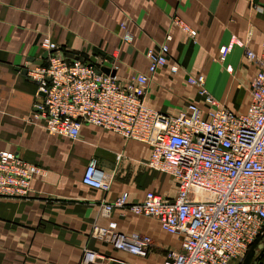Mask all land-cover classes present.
<instances>
[{
  "label": "crops",
  "instance_id": "obj_1",
  "mask_svg": "<svg viewBox=\"0 0 264 264\" xmlns=\"http://www.w3.org/2000/svg\"><path fill=\"white\" fill-rule=\"evenodd\" d=\"M175 17L195 36L173 26ZM127 32L132 44L123 42ZM168 36V64L151 78L149 106L170 116L192 103L205 108V99L187 83L203 75L220 104L236 114L247 110L259 66L246 52L263 53L264 0H0V153H14L43 172L28 197L0 198V264H80L88 249L118 261L110 264H162L168 251L181 250L175 234L129 207L115 209L109 219L100 216L101 204L124 193L130 204L149 192L176 197L175 180L147 166L151 146L90 125L78 140L48 132L43 118L33 119L40 93L27 78L29 68L46 64L47 38L74 60L112 59L121 80L150 76L146 54L158 52ZM175 65L177 74L171 72ZM92 160L111 179L109 193L83 183ZM95 224L150 237L149 255L117 251L92 238Z\"/></svg>",
  "mask_w": 264,
  "mask_h": 264
},
{
  "label": "built area",
  "instance_id": "obj_2",
  "mask_svg": "<svg viewBox=\"0 0 264 264\" xmlns=\"http://www.w3.org/2000/svg\"><path fill=\"white\" fill-rule=\"evenodd\" d=\"M172 23L195 36L181 18L175 17ZM122 28L126 29V22ZM170 40L168 36L158 52L146 54L150 76L139 74L124 81L117 74L101 72L108 60H74L45 39L46 64L27 71L40 93L33 119L43 118L48 132L71 140H78L82 128L90 125L151 146L147 166L175 180L176 197L149 192L142 202L130 204L129 194L124 193L101 204L100 216L109 219L115 209L129 207L137 216L157 220L162 231L175 234L182 245L180 251H168L162 264H244L253 246L264 238V44L261 55L246 52L247 60L256 63L259 71L252 80L245 112L236 114L220 104L200 75L188 77L187 83L198 90L206 107L192 103L186 111L170 116L146 102L152 76L168 64ZM123 42L133 43L130 32ZM228 49L222 48V61ZM113 65L111 72H116ZM227 70L232 72L231 67ZM171 72L177 74L179 67L172 66ZM40 175V167L14 153L1 152L0 198L28 197ZM83 183L105 193L112 188L96 160L88 165ZM91 237L143 258L152 247L150 237L120 232L115 224H95ZM112 262L118 261L88 249L80 264Z\"/></svg>",
  "mask_w": 264,
  "mask_h": 264
},
{
  "label": "trees",
  "instance_id": "obj_3",
  "mask_svg": "<svg viewBox=\"0 0 264 264\" xmlns=\"http://www.w3.org/2000/svg\"><path fill=\"white\" fill-rule=\"evenodd\" d=\"M264 246V238L261 240H258L257 243L253 246L251 252L248 254L246 260H245V264L249 262V260L251 261L252 258L254 257L253 261L251 264H255L257 258L260 256L261 252L258 254V252L260 251V249L262 250V247ZM258 254V255H257ZM261 262L264 261V255L260 258Z\"/></svg>",
  "mask_w": 264,
  "mask_h": 264
},
{
  "label": "water",
  "instance_id": "obj_4",
  "mask_svg": "<svg viewBox=\"0 0 264 264\" xmlns=\"http://www.w3.org/2000/svg\"><path fill=\"white\" fill-rule=\"evenodd\" d=\"M109 61V63L107 64V65H105V67H103L102 69H101V72H103V73H105V74H111V76H115L116 75V72L115 71H113V72H111V64L113 63V60L112 59H109L108 60ZM44 96V95H43ZM264 255V247H263V250L261 251V254H260V256L257 258V260H256V262H255V264H258L259 262H261V261H259L260 260V258L262 257Z\"/></svg>",
  "mask_w": 264,
  "mask_h": 264
},
{
  "label": "rangeland",
  "instance_id": "obj_5",
  "mask_svg": "<svg viewBox=\"0 0 264 264\" xmlns=\"http://www.w3.org/2000/svg\"><path fill=\"white\" fill-rule=\"evenodd\" d=\"M263 247H264V246H263ZM263 247H262V250H263ZM262 250L260 249V251L258 252V254H259V253H260ZM258 254H257V255H258ZM254 257H255V256H254ZM254 257L252 258V260H251V261L249 260V262H248V263H246V264H251V263H252V261H253V259H254ZM244 264H245V263H244ZM258 264H260V262H259Z\"/></svg>",
  "mask_w": 264,
  "mask_h": 264
}]
</instances>
